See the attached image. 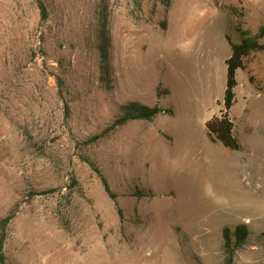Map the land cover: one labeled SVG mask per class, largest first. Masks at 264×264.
<instances>
[{
  "label": "rangeland",
  "instance_id": "1",
  "mask_svg": "<svg viewBox=\"0 0 264 264\" xmlns=\"http://www.w3.org/2000/svg\"><path fill=\"white\" fill-rule=\"evenodd\" d=\"M45 3L47 21L35 0H0V264H264V51L237 74L241 148L206 130L226 35L257 32L264 0ZM129 102L162 111L109 130Z\"/></svg>",
  "mask_w": 264,
  "mask_h": 264
},
{
  "label": "trees",
  "instance_id": "2",
  "mask_svg": "<svg viewBox=\"0 0 264 264\" xmlns=\"http://www.w3.org/2000/svg\"><path fill=\"white\" fill-rule=\"evenodd\" d=\"M40 11L41 19L47 21L49 12L45 0H35ZM140 2V1H139ZM169 6L171 0H162ZM239 40L234 41L230 35H226V39L231 48V55L226 59L227 78L226 88L223 98V109L218 115H214L206 122V130L209 139L213 142L219 141L226 148L231 150H239L241 144L236 134V124L231 116V109L236 102V87L238 86L237 74L240 69L245 68L244 60L253 52L264 51V24L258 28L257 32L251 30H243L237 26ZM109 38L105 30L100 32L98 52L104 67L109 55ZM162 109L159 107H148L139 102H129L122 106V112L114 119L109 130L126 124L129 120L134 119H151L156 116ZM103 183L110 197L116 200V195L112 193L109 184L105 179ZM10 217L7 216L0 219V256L4 257L3 250L7 239V225ZM249 235V230L245 225H237L235 230L231 232L230 227H225L223 231L224 249L231 259L234 255L235 248L240 246Z\"/></svg>",
  "mask_w": 264,
  "mask_h": 264
},
{
  "label": "bare ground",
  "instance_id": "3",
  "mask_svg": "<svg viewBox=\"0 0 264 264\" xmlns=\"http://www.w3.org/2000/svg\"><path fill=\"white\" fill-rule=\"evenodd\" d=\"M102 260H96V258L92 257L89 259V264H102Z\"/></svg>",
  "mask_w": 264,
  "mask_h": 264
}]
</instances>
